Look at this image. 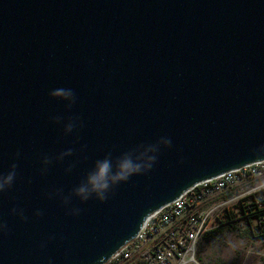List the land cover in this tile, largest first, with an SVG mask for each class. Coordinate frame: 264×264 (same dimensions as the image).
Here are the masks:
<instances>
[{"label": "water", "instance_id": "95a60500", "mask_svg": "<svg viewBox=\"0 0 264 264\" xmlns=\"http://www.w3.org/2000/svg\"><path fill=\"white\" fill-rule=\"evenodd\" d=\"M261 159L264 0H0V264H102Z\"/></svg>", "mask_w": 264, "mask_h": 264}, {"label": "built area", "instance_id": "2783aa9c", "mask_svg": "<svg viewBox=\"0 0 264 264\" xmlns=\"http://www.w3.org/2000/svg\"><path fill=\"white\" fill-rule=\"evenodd\" d=\"M251 201L264 208V159L198 181L150 213L137 235L102 264L136 258L141 264L194 263L196 241L210 221H224L234 206Z\"/></svg>", "mask_w": 264, "mask_h": 264}, {"label": "rangeland", "instance_id": "374dc122", "mask_svg": "<svg viewBox=\"0 0 264 264\" xmlns=\"http://www.w3.org/2000/svg\"><path fill=\"white\" fill-rule=\"evenodd\" d=\"M232 209V222L221 223L218 218L210 221L212 227L220 225V230L210 241L197 239L196 261L191 264H264V233L258 217L252 214L246 222L239 206Z\"/></svg>", "mask_w": 264, "mask_h": 264}, {"label": "trees", "instance_id": "16d2710c", "mask_svg": "<svg viewBox=\"0 0 264 264\" xmlns=\"http://www.w3.org/2000/svg\"><path fill=\"white\" fill-rule=\"evenodd\" d=\"M246 208H247V211L245 210ZM239 210L242 212V215L245 216L244 219L246 220V222L247 220L249 221L250 215L256 214V216L258 217V225L261 228L262 232L264 233V208L263 207H260L254 201H251V202H247V205L241 204ZM231 220H235V217H233L232 213L230 212L227 218H225L224 221H221V223L232 222ZM219 230H220V225L213 226L207 229L200 236V238L204 237L205 240L210 241L217 236ZM130 264H141V259L136 258Z\"/></svg>", "mask_w": 264, "mask_h": 264}]
</instances>
